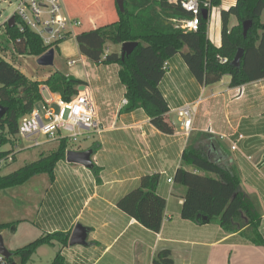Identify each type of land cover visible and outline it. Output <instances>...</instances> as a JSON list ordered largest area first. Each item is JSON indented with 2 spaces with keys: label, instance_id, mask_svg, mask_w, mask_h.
<instances>
[{
  "label": "crops",
  "instance_id": "obj_1",
  "mask_svg": "<svg viewBox=\"0 0 264 264\" xmlns=\"http://www.w3.org/2000/svg\"><path fill=\"white\" fill-rule=\"evenodd\" d=\"M102 1L93 0V16L87 10L92 0L83 3L74 0L70 8L67 4L63 7L67 15L79 13L75 17L92 20L94 27L113 11L117 17L115 8L103 6ZM214 45L219 46L220 42ZM112 49L108 44L105 52L114 51ZM57 52L78 55L77 60L67 61L71 72L65 75L89 82L92 88L102 131L88 138L92 140L88 146L69 149L91 148L99 179L97 181L92 169L63 159L55 166L54 179L42 181L45 190H17L15 187H12L15 190H4L13 191L20 199L26 198L25 217L12 222L11 232L25 225L32 241L42 234L57 231L70 235L76 224L88 230L85 245L67 243L64 246L57 242L41 245L26 264H52L58 253L64 264H152L154 255L161 249L170 250L172 264H264V244L243 241L239 233L223 230L217 221L196 224L182 219L180 210L185 188L173 182L183 149L189 142L196 141L198 134H205L206 155L233 168L241 188L254 199L261 215L259 233L264 240V78L229 87L230 77H227L225 94L212 90L203 96L207 85L197 82L180 54L174 55L159 83L169 108L165 118L174 127L172 134H165L151 124L142 109L120 111L125 89L118 76L115 79L106 72L109 66L118 67L116 64L90 62L79 54L76 42L73 49L67 39L58 43L54 56ZM73 60L75 62L68 65ZM22 68L25 71L24 65ZM41 68L48 72L26 73L33 79L44 80L57 70ZM116 72L118 74L117 69ZM223 79L224 76L219 82ZM198 100L192 129L186 136L176 109ZM172 113L176 114L177 123L170 120ZM233 142L237 144L235 150L231 149ZM150 173L160 174L157 192L166 201L159 232L145 228L116 204L138 185L142 175ZM23 191L24 196L19 194ZM17 248L20 247H7L9 251Z\"/></svg>",
  "mask_w": 264,
  "mask_h": 264
},
{
  "label": "trees",
  "instance_id": "obj_2",
  "mask_svg": "<svg viewBox=\"0 0 264 264\" xmlns=\"http://www.w3.org/2000/svg\"><path fill=\"white\" fill-rule=\"evenodd\" d=\"M221 2L210 0L211 7L219 6ZM114 6L116 19L94 27L92 20L68 15L79 21L74 28L79 54L94 64L118 65L117 76L127 100L120 111L142 109L151 124L162 133L174 132L173 125L165 118L169 108L159 89L166 73L163 64L174 55H181L201 85L219 82L224 75L230 77L229 87H240L264 78V23L260 20L264 0H233L227 9L220 11L219 46L209 40L208 17L204 19L202 14L196 31L175 27L172 19H187L191 14L170 0H123L122 12L116 1ZM231 15L235 16L238 24L229 28ZM247 20L251 21V26L244 36L242 24ZM123 42L137 43L123 59L117 51L105 52L108 44L120 45ZM58 43L60 41L52 44L55 50ZM239 48L243 49V55L239 67H235L230 62ZM48 49L34 31L22 26L17 17L13 26L7 25L5 31L0 32V106L5 110L0 117V160L7 158L18 142L20 118L29 114L35 103L42 99L41 86L69 101L85 84L84 80L58 70L52 71L44 80L33 79L13 60L5 57L7 51H12L19 57L37 58ZM6 143H10L9 150L2 149ZM206 143L207 136L201 133L196 136V141L189 142L182 151L181 165L173 175V182L185 188L181 218L196 224L217 221L223 230L239 233L243 241L263 245L264 240L259 233L261 215L254 199L241 188L233 168L225 167L206 155ZM69 147L68 141L63 139L56 150L42 153L37 160L0 175V191L22 185L41 173L48 174L52 181L55 166L65 159ZM92 172L98 181L99 168L93 166ZM159 180V173L142 175L138 185L116 203L119 209L153 232H159L161 228L166 205L165 198L157 192ZM9 226L8 223H0V233ZM68 239L67 232L42 234L10 251L11 256L0 264H10L15 259L16 264H26L41 245L57 242L65 246ZM172 263L169 249L159 250L152 259V264ZM52 264H64L63 257L58 253Z\"/></svg>",
  "mask_w": 264,
  "mask_h": 264
},
{
  "label": "built area",
  "instance_id": "obj_3",
  "mask_svg": "<svg viewBox=\"0 0 264 264\" xmlns=\"http://www.w3.org/2000/svg\"><path fill=\"white\" fill-rule=\"evenodd\" d=\"M170 2L179 4L184 10L190 12V18L172 19L175 27L185 31H196L202 9L211 8L210 0H170ZM12 15L21 21L22 26L26 25L34 31L48 48H54L53 43L65 40L69 35L75 39L74 28L79 25L78 20L69 18L65 13L62 0H19ZM12 15L0 24V32L5 31L7 21ZM73 63L74 61H70L68 65ZM163 69L167 72V62L163 64ZM43 89L47 91V96H42L44 105L42 114L34 107L29 114L20 118L17 133L18 145L13 148L7 158L0 160V168L5 162L9 163L12 160L21 140L27 144V147L42 145L44 142L42 143L39 137H45L46 142L56 141L58 144L65 139L69 144H77L81 139H88L102 131L92 92L88 87L69 101L63 100L46 87H42L40 91ZM199 102L200 100L186 103L176 109L182 132L186 136L192 129ZM122 103L125 105L127 100L124 98ZM241 138L242 136L239 135L238 139ZM231 149H237L236 142H233ZM168 182L172 180L168 179ZM0 261L3 259L0 258Z\"/></svg>",
  "mask_w": 264,
  "mask_h": 264
},
{
  "label": "rangeland",
  "instance_id": "obj_4",
  "mask_svg": "<svg viewBox=\"0 0 264 264\" xmlns=\"http://www.w3.org/2000/svg\"><path fill=\"white\" fill-rule=\"evenodd\" d=\"M19 0H0V24L4 21L5 18L9 17L10 15L13 14L15 11V8L18 4ZM76 1H84V0H76ZM116 0H103V6L104 5H109L110 8H115L114 2ZM233 3L232 0H222L221 4L219 6H212L209 10V15H208V24H207V36L209 40L213 44H217L220 42V31H221V19H220V11L222 9H227L231 4ZM67 4V7L70 8L71 4H74V0H64L63 5ZM87 10H89L90 15L93 16V0L92 2H88ZM81 5V4H80ZM65 6V5H64ZM112 6V7H111ZM115 10V9H114ZM74 16H79L80 14H73ZM116 19L115 13L111 15H107L105 19L100 20L98 24H104L108 23L112 20ZM260 20L262 23H264V10L261 14ZM237 20L235 16L231 15L228 21V27L231 28L232 26H236ZM68 43H71L73 45L74 49V37L72 35H69L67 38ZM111 47L113 48L112 50L118 51L120 49V45L118 44H110ZM120 53V52H119ZM5 57L8 59L13 60L17 66H19L23 70V65L26 67L24 72L26 73H31L35 71H41L43 70L41 67L37 66L36 64V59L34 57H19L17 56L14 52H9L5 54ZM76 59L78 58V55L74 56H68V54L65 53H56L54 56L53 60V65L50 66L52 69H57L58 71L62 72L63 74L71 72V68L67 66V61L69 59ZM74 61V60H73ZM75 62V61H74ZM80 62V61H78ZM118 66V65H117ZM49 67V68H50ZM118 67H111L109 66L106 69V72L108 76L115 78L117 77V72ZM48 70V69H47ZM44 72H48L46 70H43ZM88 71H92L88 68ZM26 73V74H27ZM229 77L228 75H224V79L222 82H216L215 84L207 85L205 88V93L203 96H206L207 94L210 93V91L214 90L215 92H223L224 94L226 93L227 90V84H226V78ZM114 79V80H115ZM85 87H88L91 92L92 88L88 83L83 84L82 86L79 87V92L82 91ZM42 86L40 87V89ZM41 95L43 97L47 96V91L42 90ZM43 100H39L35 103L34 107L37 109L41 114L43 112ZM170 120L173 121L174 123H177V116L175 113H172L170 115ZM19 139V138H16ZM39 140L43 143L40 146L37 147H27L26 143L23 140H19V148L16 150V153H14L12 160L9 161L7 164H3L2 167L0 168V175H6L12 171H15L16 169L22 167L26 163L33 162L37 160L40 156V154L44 153L47 154L50 151L56 150L58 144L56 141H50L46 142L45 137H39ZM92 142V140L89 139H81L77 144H70V147L73 146V148L77 145H81V147H86ZM17 142L14 144L13 148L17 146ZM2 149L4 150H9L10 149V143H6L2 146ZM42 181L48 182L50 181V178L48 174L46 173H41L33 176L32 178L29 179L27 185L25 186V183L19 186H16L15 189L17 190H33V189H38V190H45V185L42 183ZM23 186V187H22ZM13 188H9L7 190H15ZM24 191L22 194L24 196ZM20 196H17L16 194L13 193V191H0V223H8L10 224L9 227H6L3 232H1V236L4 241V246L7 247H22L25 244L29 243L30 236L27 234V229L25 228L26 226H20L17 232H11V227L13 226L12 222H17L19 219L25 217V205H26V198L24 197L23 199L19 198Z\"/></svg>",
  "mask_w": 264,
  "mask_h": 264
},
{
  "label": "water",
  "instance_id": "obj_5",
  "mask_svg": "<svg viewBox=\"0 0 264 264\" xmlns=\"http://www.w3.org/2000/svg\"><path fill=\"white\" fill-rule=\"evenodd\" d=\"M117 5L119 10L122 12L123 11V0H116ZM202 17L206 19L208 17V10L202 9L201 11ZM15 24V16H11L8 21L7 25L8 26H13ZM251 26V21L247 20L243 22L242 24V29H243V35L245 36L247 33V30ZM137 45L136 42H123L121 44V49H120V57L123 59L125 55H128L134 47ZM54 54H55V49L54 48H49L46 52L41 54L36 58V64L41 67H50L53 65V60H54ZM243 55V49L239 48L231 60V65L235 67H239L241 57ZM4 108L0 106V117L4 114ZM92 155H93V150L91 148L86 149V150H73V149H68L65 152V160L69 163H77L80 164L88 169L93 168V161H92ZM13 227H11V230L13 231ZM88 235V230L81 224H76L74 228L72 229L69 239H68V245L73 246V245H85L86 244V239ZM11 256L10 251L4 246L3 238L0 234V258L1 259H7ZM10 264H16L15 262H12Z\"/></svg>",
  "mask_w": 264,
  "mask_h": 264
}]
</instances>
